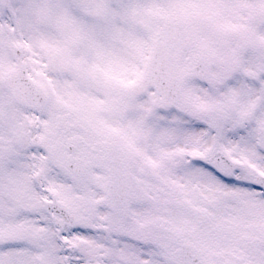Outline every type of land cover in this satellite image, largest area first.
Listing matches in <instances>:
<instances>
[{
    "label": "snow or ice",
    "instance_id": "6c2138e0",
    "mask_svg": "<svg viewBox=\"0 0 264 264\" xmlns=\"http://www.w3.org/2000/svg\"><path fill=\"white\" fill-rule=\"evenodd\" d=\"M0 264H264V0H0Z\"/></svg>",
    "mask_w": 264,
    "mask_h": 264
}]
</instances>
